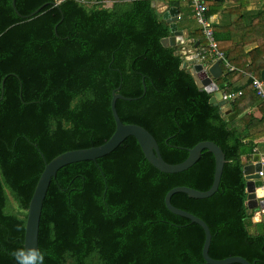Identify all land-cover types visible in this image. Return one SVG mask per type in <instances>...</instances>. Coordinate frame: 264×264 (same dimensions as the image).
<instances>
[{
    "label": "trees",
    "instance_id": "16d2710c",
    "mask_svg": "<svg viewBox=\"0 0 264 264\" xmlns=\"http://www.w3.org/2000/svg\"><path fill=\"white\" fill-rule=\"evenodd\" d=\"M103 1L15 0L21 15L49 3L22 18L11 0H0V264H17L12 253L23 248L27 208L44 159L100 145L113 133L110 100L116 88L134 98L116 100L122 122L148 130L166 162L183 161L187 148L203 140L222 148L218 189L206 198L178 192L170 201L208 225L210 257L241 256L264 264V222L253 221L255 210L246 205L241 161L264 136L241 109L251 78L220 62L217 86L243 93L226 107L242 126L237 119L229 122L221 107L209 103L212 93L181 68L179 47L162 45L170 30L153 0H111L109 7ZM188 1L164 0L178 9L179 25L189 27L203 48L202 27L195 18L190 23ZM203 1L208 17L220 16L212 25L218 49L231 65L259 77L264 0L251 9L249 0ZM251 44L256 46L245 51ZM200 60L211 63L210 56ZM234 75L245 81L231 87ZM253 95L264 116V99ZM214 167L213 154L203 149L189 168L161 172L133 136L107 155L61 167L41 209L43 264H208L203 229L170 212L164 196L175 186L209 189Z\"/></svg>",
    "mask_w": 264,
    "mask_h": 264
},
{
    "label": "water",
    "instance_id": "95a60500",
    "mask_svg": "<svg viewBox=\"0 0 264 264\" xmlns=\"http://www.w3.org/2000/svg\"><path fill=\"white\" fill-rule=\"evenodd\" d=\"M47 4L49 3L47 2L42 4L29 14L21 15L16 10L15 0H11V5L15 12L22 18L31 17ZM177 13L178 9L176 7H170L163 13V18L169 23L170 31H172V35L170 37L163 38L161 40L164 46L175 45V36L182 34L181 31L177 30L175 23L178 20ZM188 63L192 64V71L195 74L197 85L209 93L213 92V95L209 99V103L221 106L222 108L226 106L228 104L227 100L222 99V91L217 90V85L213 81V79H218L220 76H222L220 60L214 61L213 64L205 69L204 65L199 62L196 53H194V55L185 57V60L182 62V67L185 68ZM260 78L264 81V70L261 71ZM117 90L118 88L112 90L110 100L111 114L115 123V129L105 142L97 146L64 151L53 157L48 162H46L44 159V168L36 182L27 208L23 248L38 249V232L42 204L50 181L53 177H55L57 171L61 167L73 162L95 160L98 157L107 155L113 151L125 138L128 136H133L137 140L145 159L159 171L165 173H177L189 168L200 158L201 151L203 149H207L213 154L215 167L210 188L205 191H200L187 186L172 187L164 196L165 206L170 212L190 219L203 229L204 242L202 246V257L206 263L252 264L241 256H229L224 259H214L210 257L208 254V249L211 241V233L208 225L201 218L193 215L192 213L175 207L170 201L171 196L178 192L185 193L190 198H206L212 195L218 189L220 177L225 163V154L222 148L213 141L203 140L196 143L193 147L187 148L188 155L183 161L179 163L166 162L161 156L158 143L148 130L138 124L122 122L116 111V100H131L134 98L123 96L122 94L118 93ZM224 112L225 114H229L228 120H231L233 117H235V114L231 113V109L225 110ZM253 161L254 163H247L246 165H243L242 168V172L246 180V205L250 210H255V213L258 214L260 221L264 222V180L257 173L260 169H263L264 171V163H262L259 154L253 155Z\"/></svg>",
    "mask_w": 264,
    "mask_h": 264
},
{
    "label": "crops",
    "instance_id": "0c3cea01",
    "mask_svg": "<svg viewBox=\"0 0 264 264\" xmlns=\"http://www.w3.org/2000/svg\"><path fill=\"white\" fill-rule=\"evenodd\" d=\"M234 1V0H233ZM189 2V6H190V12H189V14H188V17H189V19L190 20H192V19H194V10H193V7H192V5H191V3H190V1H188ZM153 4L157 7V9H158V11H160L161 12V15H162V19L169 25V23L166 21V19H164L163 18V13L165 12V11H167L169 8H168V6H167V4L164 2V0H153ZM207 6V5H206ZM257 6H249L248 7V9H251V8H256ZM177 17H178V20L175 22L176 23V27H177V30L178 31H181L182 32V34L181 35H176L175 37H176V43H175V45H167V46H178L179 47V49H178V51H177V53L179 54V55H182L181 53H186L188 56H190V55H194V53H196L198 50H200L201 48H198V44H199V41L197 40L196 42H194L193 40V38L192 37H190V35H189V30H190V28L188 27V29L186 28V27H183V26H180L179 25V19H180V12L178 11V13H177ZM210 18H211V21H212V25H215V24H217L218 22H219V20H220V16L219 15H212V17L210 16ZM221 20H223V21H225L226 22V24H228V21H227V18H224V17H222V19ZM169 30H170V27H169ZM235 31V30H234ZM170 32V34L167 36V37H163V38H168V37H170L171 35H172V31H169ZM202 34V37H203V39H204V41H203V43L205 42V38H204V36H203V33H201ZM162 38V39H163ZM161 39V40H162ZM162 43V42H161ZM163 45V44H162ZM164 46V45H163ZM256 46V44H251V45H248V46H246L245 48H244V50L245 51H248V50H250V49H252V48H254ZM200 62V61H199ZM200 63H202L203 65H204V67H205V69H207L211 64H213V63H207L206 62V60L205 61H202V62H200ZM221 65V64H220ZM233 66V65H232ZM235 67V66H234ZM181 68H183L182 67V64H181ZM236 68V67H235ZM184 69V68H183ZM264 70V69H263ZM187 71H189L190 73H191V75L194 77V79H195V74H194V72L192 71V64H189L188 63V70ZM233 71H239L240 73H242V74H244L245 76H247V77H249L246 73H251L250 71H243V70H241L240 68H236L235 70H233ZM262 71V70H261ZM261 71H260V74H261ZM252 74V73H251ZM253 75V74H252ZM255 77H257V78H259L260 80H262L261 78H260V75H259V77L258 76H255ZM246 77H242V76H238V75H234L233 76V79H232V81H231V83H230V85H231V87H232V85L233 86H236V85H240V84H242L243 83V81H245L244 79H245ZM196 81V80H195ZM214 82H215V79L213 80ZM262 82H263V85H264V81L262 80ZM216 84V83H215ZM217 85V84H216ZM249 87V86H248ZM217 90H219V91H224V90H226V88H224V89H220L218 86H217ZM228 90H230V89H228ZM230 91H232V92H235V93H237L238 91H233V90H230ZM239 91H241V90H239ZM241 93H242V91H241ZM243 94V93H242ZM253 94H255L256 96H257V94H256V92L254 91V89H253V87L251 86L250 88H248L247 89V91L245 92V95L243 96V99H245V98H247L246 100H244L242 103H241V107H243V108H241V109H243V112H245V113H248V114H250V115H252L254 118H253V120H251V122L253 123V125H254V129H256V128H259V129H256L257 130V133L256 134H259V133H262L263 131H264V116H262V114H261V112H260V107H259V105H258V102L257 101H255L254 99H252V97H254V95ZM212 95H213V92H212ZM240 95H237L235 98H238ZM260 97V96H259ZM234 98V99H235ZM262 99H264L263 97H261ZM261 100V99H260ZM228 105V104H227ZM227 105L226 106H224L223 108L221 107V106H219V107H221V109L222 110H229V108L228 109H226V107H227ZM218 106V105H217ZM231 113H233V112H231ZM224 114H225V112H224ZM225 115H229V114H225ZM234 119H237L236 120V123L237 124H239V125H241L242 126V123H243V120H241L240 118H239V116L237 117L236 115H235V117H233L231 120H228L229 122L230 121H232V120H234ZM230 124V123H229ZM229 124H228V126H229ZM230 126H231V124H230ZM229 126V127H230ZM232 129H235V127H232ZM257 144H256V146L254 147V153L252 154V156L251 157H247V155H242L241 156V161H242V163H243V165H246L247 163H254V161H253V155L254 154H259L260 155V159H261V161L264 163V136L263 137H260V138H258V140H256L255 141ZM254 216H258V214L257 213H255L254 214ZM258 220H260L259 219V216H258V218L255 220V221H258Z\"/></svg>",
    "mask_w": 264,
    "mask_h": 264
},
{
    "label": "built area",
    "instance_id": "2783aa9c",
    "mask_svg": "<svg viewBox=\"0 0 264 264\" xmlns=\"http://www.w3.org/2000/svg\"><path fill=\"white\" fill-rule=\"evenodd\" d=\"M190 3L194 10V18L196 19L198 24L201 25L202 33L206 40V46L196 52L198 59L200 60V59L206 58L207 56H210L211 63H213L216 60H220V62L224 63L227 69H229L230 71L235 70L236 68L227 61V59L224 57L223 52L218 49V44L214 38V32L212 29V21H211V18L208 17L206 13L208 8L206 4L204 3V1L203 0H190ZM246 74L251 78L252 86L256 94L264 98V87H263L262 80L255 77L251 73H246ZM237 95H241V91H238L237 93H235L232 91L224 90L222 94V98L225 100L231 101ZM257 173L260 177L264 178L263 169H260Z\"/></svg>",
    "mask_w": 264,
    "mask_h": 264
},
{
    "label": "clouds",
    "instance_id": "9594fccd",
    "mask_svg": "<svg viewBox=\"0 0 264 264\" xmlns=\"http://www.w3.org/2000/svg\"><path fill=\"white\" fill-rule=\"evenodd\" d=\"M262 179L264 180V178ZM12 255L17 264H43L44 260V254L37 248H20L14 251Z\"/></svg>",
    "mask_w": 264,
    "mask_h": 264
},
{
    "label": "rangeland",
    "instance_id": "374dc122",
    "mask_svg": "<svg viewBox=\"0 0 264 264\" xmlns=\"http://www.w3.org/2000/svg\"><path fill=\"white\" fill-rule=\"evenodd\" d=\"M230 0H226L224 1L223 5H227V3L229 2ZM260 2V1H259ZM259 2L258 0H249V6H259ZM103 4H105L107 7H109L111 5V0H104ZM191 24H195V21L194 20H191L190 21ZM182 55H180L182 58H183V61L185 60V57L188 56L185 52L184 53H181ZM214 63V62H213ZM186 70H188V64L186 65V67L184 68ZM222 74H223V69H222ZM221 77V76H220ZM214 80V79H213ZM264 87V85H263ZM226 91H230L228 89H226ZM222 94H223V91H222ZM223 99V98H222ZM227 102H229L227 100ZM258 218V216H254L253 217V221H255L256 219Z\"/></svg>",
    "mask_w": 264,
    "mask_h": 264
},
{
    "label": "flooded vegetation",
    "instance_id": "af4514ba",
    "mask_svg": "<svg viewBox=\"0 0 264 264\" xmlns=\"http://www.w3.org/2000/svg\"><path fill=\"white\" fill-rule=\"evenodd\" d=\"M104 2V1H103ZM84 4L89 5L91 4L89 1H86Z\"/></svg>",
    "mask_w": 264,
    "mask_h": 264
}]
</instances>
